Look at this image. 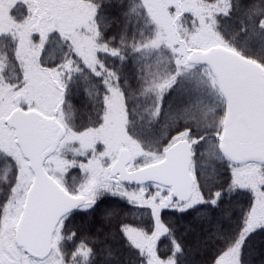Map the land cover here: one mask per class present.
<instances>
[{"label":"trees","instance_id":"1","mask_svg":"<svg viewBox=\"0 0 264 264\" xmlns=\"http://www.w3.org/2000/svg\"><path fill=\"white\" fill-rule=\"evenodd\" d=\"M194 1L202 12L199 16L184 14L180 18L182 36L185 35L183 29L187 28L186 33H193L188 41L199 48H223L264 69V0ZM73 2L92 8L93 19L81 28L80 33L87 34L93 43V60L82 53L85 49L82 37L74 39L67 32H51L38 51L39 66L50 68L63 87L61 103L63 111L69 113L68 128L86 133L100 125L109 101V85L120 94L128 131L138 152L148 145L143 142L142 132L155 129V120L162 131L158 153L173 139L170 138L173 132H189L188 141L202 137L191 150L193 185L190 198L196 201L181 211L164 210L161 213L168 221V232L160 238L157 251L164 256L166 264H220L221 258L242 234L238 228L242 225L251 228L248 213L254 202L252 189L257 181L252 178L255 183L245 185L240 179L241 174L248 169L251 177V171L255 169L257 176L262 178L258 188L264 193V164L246 162L251 165L240 167L223 159L213 136L219 131L214 128L218 120L209 113L204 114V110L195 104L197 92L190 89L185 74L187 68L174 59L171 50L158 45L159 41L153 43L156 30L139 0ZM27 12L26 6L18 4L10 15L16 22H21L28 17ZM202 33L207 37L201 40ZM13 49L11 38L1 36L0 50L6 54L8 67L13 64ZM159 53L162 65L166 63L163 69L168 75L160 79L163 82L156 87L159 92L149 94L147 68L157 65L155 56ZM157 69L160 70V66L157 65ZM3 74L10 81L9 75ZM219 92L222 96V90ZM152 112H155L153 116ZM100 147L86 149L83 154L66 153L71 166L64 181L59 178L63 182L61 185L66 191L83 194L93 202L87 207L79 205L59 218L52 234L57 238L58 263L145 264V251L135 233L150 231L152 218L146 209L128 201L125 194L127 189L137 187L145 191L162 188L165 197H169L170 188L151 182L122 184L116 177L105 180L106 169L95 163L100 153L102 156ZM138 161L131 160L128 163L130 169L142 167ZM10 164L9 156L0 152V213L3 201L9 196L6 182L10 178L7 172ZM147 164L149 162L144 165ZM68 178L72 185H68ZM82 183L85 185L79 189ZM196 226L200 227L197 232ZM201 238H208L211 243L199 256L196 245ZM246 248H249L253 262L238 261V264H264V224L252 228L243 238L242 254Z\"/></svg>","mask_w":264,"mask_h":264},{"label":"rangeland","instance_id":"2","mask_svg":"<svg viewBox=\"0 0 264 264\" xmlns=\"http://www.w3.org/2000/svg\"><path fill=\"white\" fill-rule=\"evenodd\" d=\"M73 1L0 0V37L7 35L14 42V59L11 67L6 65V54L0 50V152L9 156L11 160L10 167L7 169L10 178L6 182L10 189L8 191L9 196L3 201L0 213L2 214L0 219V264H59V253L56 249L57 238L52 237L51 249L42 258H39L37 254H28L23 246L18 245L16 241L17 227L26 212L28 196L33 187L35 176L28 165V160L23 157L16 143L15 130L10 116L14 109H18L22 113L29 110L37 112L35 127L46 136L50 143L49 147L52 149L45 154L44 171L64 191L66 189L61 185L63 182L59 178L64 181L63 177L71 166V162L67 161V152L83 154V152L85 153L96 145L101 146L102 156H100V153L95 163L106 169L105 180H109V178L115 180L111 168L116 162L120 150L126 149L129 152L130 161L138 159L143 167L146 166L144 164L147 162L151 164L159 161V159L161 160L168 146L176 140L187 139L189 135V132L185 130L173 132L170 136L173 139L162 146L161 151L158 153V142L162 131L155 120V129L151 132L145 130L142 132L143 142L148 145H144L146 148L143 147V150L138 152L128 131L127 115L120 94L114 86L109 87V85L107 90L109 101L105 105L100 125L86 133L68 128L69 113L63 111L61 103L63 87L61 88L60 81L51 74L50 68L39 66L38 51H40L47 35L51 32L58 31L60 34L67 32L74 39L82 37L85 45L82 53L93 60V43L87 34L80 33L81 28L93 19L92 8L87 7L85 4H74ZM139 2L155 27L156 34L153 35V39L155 38L153 43L159 41L158 45L171 50L174 59L187 68L185 74L190 81V89L192 88L191 90L197 92L198 98L195 99V104L199 109L204 110V114L209 113L212 118L218 120L214 128L219 129V131L215 132L213 136L217 150L223 159L240 167L251 165L246 164V162H254L258 165L264 164L263 143L257 144L256 141L250 142L246 139L247 141L243 143L247 148L251 147L249 150L246 149L247 153H245V148L240 145V142H242L240 138L244 135L239 131L245 132L243 129H248V127L246 124L239 122L233 114L235 105L234 100L231 101L230 98V87L225 83L222 88L218 82L217 75L218 77L222 75V77L229 78L230 72L222 71L215 60V56L227 57L225 53L228 51L218 47L211 50L199 48L196 43L188 41L193 33H186L187 28L183 29L185 37L180 33V18L184 14L199 16L202 9L197 6L194 0H139ZM18 4L26 6L28 11V17L21 22H16L10 15L11 10L16 8ZM204 37H207V34L202 33L199 36L201 40ZM158 45L154 47H158ZM195 53L205 55L208 57L207 61L202 64L193 61L192 56ZM231 55L235 56L237 60L255 64L258 68L264 70L257 63L248 61L242 56ZM155 58L160 70L157 69V65L153 68H147L148 78H150L148 85L151 89L149 94L152 91L157 94L159 90L156 87L158 84L161 86V82H163L160 79L168 75L164 70L166 63L164 65L161 63V53L158 56L156 55ZM4 72L9 75L10 81L5 79ZM221 90L224 91L222 96L219 92ZM223 97L227 98L224 100ZM156 106L158 108V104ZM155 112H152L151 116ZM247 131L250 135L248 133H245V135L248 138L252 137L253 131ZM201 138L196 137L189 141L192 145H196ZM154 141L156 143H153ZM130 167L128 166V169ZM246 171L241 174L240 178L242 182H245V185L255 183L254 179L257 181L256 186L252 189L255 197L254 202L251 204L248 213V225L251 228L244 225L238 228V230L241 229L242 234L228 249L226 255H222L220 264H238V261L253 262L251 254L248 253L249 248H246L247 251L243 250L242 254V251H240L241 244L243 238L249 235L252 228L264 224V193L258 188L262 183V178L257 176L255 169L251 171L253 174L251 177L249 170ZM70 180V178L66 179L68 185L73 183ZM84 185L82 183L79 189ZM69 194L76 195L71 192ZM82 196L84 195L82 194ZM125 197L128 201L135 202L146 209L152 218V229L147 230L149 232L141 230L142 233H135L145 251V264H166L164 256L157 251L160 238L168 232L166 224L168 221L161 216V213L164 210L181 211L185 207L194 204L196 199L190 198L191 201L189 202H179L171 195L165 197L162 188L155 191H145L140 187L127 189ZM92 202L89 197L84 196L81 206L87 207ZM199 228L196 226L195 231L197 232ZM62 239L61 237L60 241ZM208 243H211L208 238L198 240L196 252L199 256L202 254V250L205 251Z\"/></svg>","mask_w":264,"mask_h":264},{"label":"water","instance_id":"3","mask_svg":"<svg viewBox=\"0 0 264 264\" xmlns=\"http://www.w3.org/2000/svg\"><path fill=\"white\" fill-rule=\"evenodd\" d=\"M225 54L227 57L215 56V60L222 71L230 72L232 93L233 88L236 92L244 88L247 111L253 113L259 124H263L264 87L260 86L259 82L264 81V72L252 64L237 60L231 54ZM207 59L208 57L200 53L192 56L195 62L202 63ZM245 70L248 71L249 76L254 75L253 79L250 80L251 76L248 78L247 75L239 77L235 75ZM237 96L239 98L240 94L237 93ZM36 115L35 110L21 113L18 109H14L10 114L16 143L35 176L33 187L29 192L26 212L17 227L16 241L28 254H37L42 258L51 249L52 233L58 219L82 204L84 198L66 193L46 175L43 167L44 154L52 149L46 136L35 128ZM191 150V143L186 139H180L166 148L160 161L129 170L127 168L130 161L129 152L122 149L111 168V173L116 175L121 183L127 185H141L147 182L162 184L170 188L175 200L184 202L190 198L193 185V176L189 168Z\"/></svg>","mask_w":264,"mask_h":264},{"label":"flooded vegetation","instance_id":"4","mask_svg":"<svg viewBox=\"0 0 264 264\" xmlns=\"http://www.w3.org/2000/svg\"><path fill=\"white\" fill-rule=\"evenodd\" d=\"M235 75H237L238 77L239 76H243V75H247L248 78L251 76V75L249 76V73L246 70L245 71L237 72V74H235ZM253 77H254V75L251 76L249 79L251 80V78L253 79ZM229 78H226L225 76L222 77V75H221V77L219 79H221L223 85L226 83V85H228L229 87H231L230 86L231 81H230ZM262 79L263 78L261 77V80ZM259 83H260V86L264 87L263 86L264 85V81L263 80L260 81ZM231 89H232V87L230 88V91H231ZM244 91L245 90L243 88L242 90L240 89V90H237V92H236L235 89L233 88V93L231 91V97L230 98H231V101L234 100V105H235V107L233 108V114H234V116H236V118H237V120H239V122H242L243 124H246V126L248 127V129H243V130H245V132L239 131V132H241V134L244 135L242 138H240L241 135H240V137L238 136L241 139V141H242V142H240V145H242L245 148V153H247V150L246 149L249 150V149H251V147H248L247 148L245 146V143H243L244 141H247L246 139H248V141H250V142H253V141L255 142L256 141L257 144H260V143H263L264 144V123L263 124L262 123L259 124L256 121L257 119L255 118V116L252 115L253 113H249L247 111L248 108L246 107V97H245L246 96V93ZM237 93L240 94V96H239L240 100H239V98L237 96ZM247 130L253 131V136L251 135L252 137H249L248 138L247 135H245V133H248ZM237 143H239V142H237ZM73 196H77V195H73Z\"/></svg>","mask_w":264,"mask_h":264}]
</instances>
